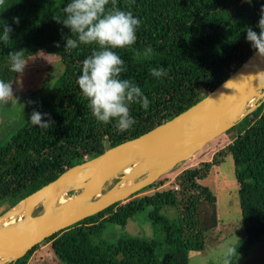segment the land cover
<instances>
[{"label": "trees", "instance_id": "16d2710c", "mask_svg": "<svg viewBox=\"0 0 264 264\" xmlns=\"http://www.w3.org/2000/svg\"><path fill=\"white\" fill-rule=\"evenodd\" d=\"M69 2L5 0L0 6V35L4 24L13 29L10 40L0 42V79L10 83L20 74L10 71L8 58L9 52L19 49L25 50L26 58L44 50L57 55L63 65L50 92L31 111L48 113L52 123L33 125L30 113L0 143V215L67 168L149 131L205 97L255 51L246 40V30L251 27L259 33L264 5V0H116V7L141 21L135 44L114 49L125 62L121 78L138 85L149 100L147 110L129 105L136 122L118 132L115 120L102 123L92 116L76 82L82 61L98 46L80 44L65 50L71 31L56 18H64L62 9ZM107 7H112V0ZM148 46L153 54L136 59L135 52ZM152 67H163L167 76L153 77ZM10 105L9 100L0 108ZM228 130L235 131L233 139L211 161L184 169L174 185L118 201L47 237L44 242H50L59 264H189L190 252L203 250L207 239L198 202L214 198L199 181L227 154L238 185L245 239L249 244L264 241V98ZM140 212L162 236L123 233L115 242L101 238L107 224L124 228ZM37 246L7 264H27Z\"/></svg>", "mask_w": 264, "mask_h": 264}, {"label": "water", "instance_id": "95a60500", "mask_svg": "<svg viewBox=\"0 0 264 264\" xmlns=\"http://www.w3.org/2000/svg\"><path fill=\"white\" fill-rule=\"evenodd\" d=\"M263 98L264 57L254 51L195 104L149 131L67 168L19 201L24 203L22 225L0 227L1 264L24 256L52 234L146 187L255 109L260 102L249 103L251 99ZM128 164L131 169L102 191L115 172ZM128 179L131 183L122 185ZM71 188L77 193L56 206L61 194ZM40 202L42 211L34 215L33 207Z\"/></svg>", "mask_w": 264, "mask_h": 264}, {"label": "rangeland", "instance_id": "374dc122", "mask_svg": "<svg viewBox=\"0 0 264 264\" xmlns=\"http://www.w3.org/2000/svg\"><path fill=\"white\" fill-rule=\"evenodd\" d=\"M27 64L23 73L18 74L12 83L14 98H10L11 105L0 108V143L7 139L20 127L32 111V107L43 96L50 92L51 84L60 75L63 65L59 57L49 54L44 50L26 58ZM32 101L34 103H29ZM261 99H254L251 103H259ZM252 105V104H251ZM253 107V106H252ZM234 130H227L211 139L201 149L196 151L189 159L178 163L168 172L159 175L153 180V186L140 189L127 199L139 197L151 193L157 189H163L174 185L176 176L184 169L200 167L203 162L211 161L213 155L225 147L234 137ZM221 156V155H220ZM219 156V158H221ZM122 175L118 171L116 176L110 178L103 186L102 191L112 187ZM138 178H135L137 181ZM162 181V185L157 184ZM156 183V184H155ZM199 183L209 187L213 193V201L198 202L199 213L207 239L203 250L190 252L189 264H222L221 251L225 244H231L237 248V255L233 257V264H264V241L255 244L247 243L240 222V207L237 195L238 185L234 176L233 162L230 154L225 155L218 165H213L207 176ZM143 190V191H142ZM77 193L73 188L61 194L67 199ZM67 197V198H66ZM58 206V203L57 205ZM58 207H55V211ZM11 209V208H10ZM10 209L5 211L0 218L9 216ZM42 211V202L33 207V214ZM18 218V216H15ZM9 222V221H8ZM23 220H15L12 226L22 225ZM123 233L132 235L162 236V232L151 225L144 212H140L133 219H129L122 228L117 224H107L101 234V238L115 242ZM27 264H59L50 242L38 244L29 257Z\"/></svg>", "mask_w": 264, "mask_h": 264}, {"label": "clouds", "instance_id": "9594fccd", "mask_svg": "<svg viewBox=\"0 0 264 264\" xmlns=\"http://www.w3.org/2000/svg\"><path fill=\"white\" fill-rule=\"evenodd\" d=\"M251 2V0H247ZM5 0H0V6ZM109 0H70L62 11L64 18H56L71 31V36L66 37L65 50L76 49L80 44L98 46L90 56L82 61V72L77 79L82 95L88 101V108L92 116L102 123L115 120L118 132L129 130L135 119L130 115L129 105L139 104L147 110L149 100L142 89L130 79H122L121 74L126 71L125 62L114 51L117 48H126L136 42V30L141 21L134 17L131 11H122L116 7V0H112V7H107ZM14 23H19V18H13ZM0 42L10 40L12 27L4 24ZM257 27L259 33L251 27L246 30V40L260 57H264V5L260 9V19ZM72 35L76 38L73 39ZM59 47V44H57ZM153 54V49L148 46L141 53L135 52V58L141 55L148 58ZM10 71L23 73L27 64L25 50L19 49L8 53ZM150 74L159 79L167 76L163 68L152 67ZM14 98L12 83L0 79V103L7 104ZM29 103H34L29 101ZM48 117L47 120L43 119ZM31 124L47 127L51 122L48 113H39L36 110L30 115ZM237 255V248L230 243L225 244L221 251L222 264H233V257Z\"/></svg>", "mask_w": 264, "mask_h": 264}, {"label": "bare ground", "instance_id": "6f19581e", "mask_svg": "<svg viewBox=\"0 0 264 264\" xmlns=\"http://www.w3.org/2000/svg\"><path fill=\"white\" fill-rule=\"evenodd\" d=\"M252 100L253 99H251L249 103H251ZM130 169H131V166L128 164V165H124L119 171L122 173H125V172H128ZM115 173H118V172H115ZM114 176H116V174H114ZM130 183H131V181H130V179H128L125 182H123L122 185H129ZM65 201H66L65 198L60 197L58 200V204L64 203ZM10 213L11 214L9 216H7V217L5 216L3 218H0V227L12 226L15 223L16 219L22 220L24 218V203H18L15 206H13L10 209ZM16 215L18 216V218L15 217ZM0 264H1V259H0Z\"/></svg>", "mask_w": 264, "mask_h": 264}, {"label": "built area", "instance_id": "2783aa9c", "mask_svg": "<svg viewBox=\"0 0 264 264\" xmlns=\"http://www.w3.org/2000/svg\"><path fill=\"white\" fill-rule=\"evenodd\" d=\"M174 188H177V185H175Z\"/></svg>", "mask_w": 264, "mask_h": 264}]
</instances>
